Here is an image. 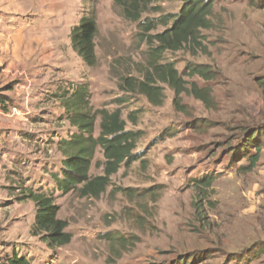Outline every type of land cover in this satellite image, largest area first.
Returning a JSON list of instances; mask_svg holds the SVG:
<instances>
[{
  "label": "rangeland",
  "instance_id": "1",
  "mask_svg": "<svg viewBox=\"0 0 264 264\" xmlns=\"http://www.w3.org/2000/svg\"><path fill=\"white\" fill-rule=\"evenodd\" d=\"M11 1L0 0L2 63L11 54L4 48L9 46L8 22L14 21L13 16L27 12L42 17L28 18L30 25L36 24L34 31L28 30L31 38L57 27L53 19L41 24L43 18L63 13L58 6L59 10L53 9L51 0H15L20 6L10 15L5 10ZM188 1L152 0L140 21L158 25L148 35L161 32L160 18L178 14ZM57 3L62 5V1ZM81 3V17L96 6L98 65L89 68L74 63L72 80L66 79L63 86L66 90L85 83L95 111H120L127 129L139 133L133 151L136 159L123 163L109 176L107 188L98 198L82 197L81 185L66 195L53 189L58 217L67 223L66 231L72 237L69 244L53 248L34 235L36 207L28 198L30 189L51 192L56 182L50 166L36 174L24 151H14L15 160L10 162L5 151L10 152L12 144L5 146L0 141V258L17 253L31 264H264V140L259 142L258 166L251 172L239 169L248 166V161L234 163L231 151L248 133L247 128L264 135V1H216L208 16L210 27L201 30L197 41L162 57V63H170L178 71L182 93L177 97L169 85L153 83L150 95L154 103L138 89L121 87H129L124 78L138 84L148 76L150 49L139 23L125 20L113 0ZM57 28L59 36L51 40L52 55L56 56L53 62L61 65V38L62 42L70 38L71 31L65 37L62 22ZM16 45L11 44L10 49ZM22 72L20 80L30 78V70ZM50 73L66 78L62 71ZM7 74L0 68V91L18 81H10ZM47 78L42 76L44 81ZM41 85L31 92L34 98L27 100L29 108L45 99V93L37 92L48 87ZM53 108L41 111V121L35 124L55 131L44 138L42 145L48 149L54 148L53 138L60 140L64 132L68 137L75 131L64 115L52 112ZM6 111L0 107V128L11 121ZM100 118L95 138L101 132ZM11 137L9 131L7 138ZM60 142L54 153L47 152L55 160L50 170L58 174L64 159ZM38 146L36 143L35 148ZM105 167L104 151L97 148L90 176L105 177ZM207 177L215 181L202 195L195 180ZM199 199L201 211L195 207Z\"/></svg>",
  "mask_w": 264,
  "mask_h": 264
},
{
  "label": "trees",
  "instance_id": "2",
  "mask_svg": "<svg viewBox=\"0 0 264 264\" xmlns=\"http://www.w3.org/2000/svg\"><path fill=\"white\" fill-rule=\"evenodd\" d=\"M219 0H189L176 15H165L160 18L163 30L153 35L148 32L155 31L158 27L154 21L140 22L144 13L149 11L152 0H113L114 8L120 11L121 16L130 22L139 23L138 29L146 35L149 53V65L147 79L145 81L124 78L123 81L129 86H121L127 91H138L146 95L151 103L150 90H154L153 83L169 85L176 91L179 97L181 90V77L178 71L170 63H162V57L168 52H177L190 44H194L200 36L201 30L208 29L211 22L213 5ZM264 1V0H263ZM157 25V26H156ZM98 25L96 6H93L88 14L81 17L79 24L72 28L70 39L72 48L87 67L94 68L98 65L96 54V38ZM193 72L204 75L205 72L192 68ZM149 71V72H148ZM8 87V88H7ZM0 91V107L7 109L10 97L4 92L11 90L8 85ZM61 106L64 110L65 119L75 131L60 142V151L64 157L60 174H53L55 185L51 192H43L30 189L28 198L35 203L36 213L33 232L41 236L43 241L53 247H63L72 240L67 230V223L59 219V208L56 205L53 189L63 194H68L81 185L79 189L82 197L98 198L108 185L109 176L115 173L123 163H130L136 159L133 151L140 136L138 132L129 130L120 111L109 112L107 109L94 110L91 103V93L85 83L72 85L61 96ZM206 99V98H205ZM207 101V100H206ZM101 117L100 135L95 138V124ZM245 133L244 138L237 146L231 148L234 163L243 160L248 161V166H240L243 173L253 171L259 163L264 140L255 128L254 132ZM97 148L104 151L106 161V176L91 177L90 170L93 165ZM214 178L195 180V186L204 193L214 183ZM203 195V194H202ZM198 211L203 209L202 200L195 202ZM0 264H31L25 256L17 253L0 258Z\"/></svg>",
  "mask_w": 264,
  "mask_h": 264
},
{
  "label": "crops",
  "instance_id": "3",
  "mask_svg": "<svg viewBox=\"0 0 264 264\" xmlns=\"http://www.w3.org/2000/svg\"><path fill=\"white\" fill-rule=\"evenodd\" d=\"M57 1H62V5L58 4ZM79 1L80 2L76 3L75 1L71 2V0H51L50 2L53 6V9L59 10L56 9V7L58 6L60 9L62 8L63 13L61 15H55V13H53V16H46V19L43 18L41 24H43L44 22L48 24L50 23L48 22V19H53L56 23L55 25L58 24L57 27H59V24L62 22L64 25V30L62 32H64L66 37L67 33H69L71 29L76 26V23L81 17L80 13L82 11V0ZM18 5L19 3L15 2V0L11 1L8 6L9 10L6 8L5 11H7V13H9L10 15H13V13H15L13 9L15 8L17 11V8H19L20 6ZM24 13L25 15L13 16L11 20L14 21L8 22L9 32L8 36L6 33V36L8 37L9 46L7 45V48H3L6 51L10 50L11 54L10 58L7 59L8 61L3 63L2 61H0V68L2 72L10 73V75L7 74L6 77L13 82L18 80L16 83H14L12 89L9 90L11 91V94L10 92L9 94L8 92L7 94L5 92V95L9 96L11 99V104L8 103L9 106L7 107L6 111V113L8 114H6L5 116L6 118L11 119V121L9 122L8 120V123L3 124V126L0 128V132L4 131L2 133V136H0V141L3 142L5 146H10L12 144L13 151H5L6 157H10L11 159L10 162H14V155H16V151H24L26 153V158L29 159L31 163V166L35 167L33 171L36 174L38 172L44 173L45 171H47L46 166L49 165V171H51V174L53 176V174L57 172H54L50 169H52V162H55V160L52 159V157L48 155L47 152L54 153V149H57V144L59 143V141H61L62 138H67L66 135H68V132H64L63 137L59 138L60 140H56L57 138H53V140L56 141L54 144V148L48 149V146H44V138H46V136L51 137L53 135L52 133H54L55 131L51 132L49 131L50 129L35 127V124L41 121V111H47L49 110V107H54L52 109V112L54 114H58L59 112L61 115H64V110L61 106V96L66 90H68V88L65 90L63 82H68L66 79L72 80L69 78L71 77L70 69L73 68V64L78 63L80 66H83L84 61L74 52L70 38L66 39L64 42H62L63 40L61 38V43L64 47V49H62L61 55V57H63V63L61 65L60 63H54L53 58H56V56L52 55L55 51H53L54 43H52L51 40L55 36H59V34L56 33V31L58 32L59 29L57 27L49 28L48 32L42 31L40 32V35L31 36V38H29L30 36L28 30L33 28L30 31H34L36 24L33 23L34 25H30V23L28 22V18L35 17V19H37L38 17L39 19H42V17L31 16L35 14L30 15L27 12ZM16 16H19V18H14ZM12 33L14 34V36H12ZM4 37L5 35L1 36V38ZM34 38H36L38 41H34ZM13 43H17V45L16 47L13 46L10 49V45ZM36 44L38 45L37 47ZM27 70L31 71V74L29 76L30 78L20 80V77H22L21 73H23L22 71L26 72ZM43 71H48L49 76L47 73H43ZM50 71L65 72V74L62 73V75H65L66 78L56 77V75H53L52 73H50ZM42 76H45L46 78L48 76L47 81H44L42 79ZM42 83H44V85L48 87V90H43V92L41 89H39L37 93H45V99H42L43 101L38 100V102H35V105H31V108H29V102H27V100L32 99L33 101L34 98V96L31 97V92L33 93L36 88H42ZM25 85L28 86V92H26L27 87ZM50 94L51 97L49 96ZM22 95L26 96L23 97ZM22 101L25 102L23 103ZM9 131L12 135L10 140L7 138ZM36 143H39L40 145L37 148H35ZM46 144L49 145L48 143ZM26 158L25 160H27Z\"/></svg>",
  "mask_w": 264,
  "mask_h": 264
}]
</instances>
